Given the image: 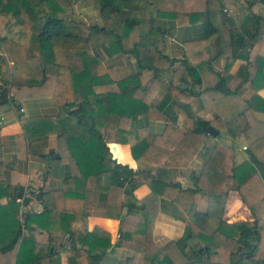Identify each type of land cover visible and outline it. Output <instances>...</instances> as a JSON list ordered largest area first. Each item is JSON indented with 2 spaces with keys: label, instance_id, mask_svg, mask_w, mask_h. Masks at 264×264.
Returning <instances> with one entry per match:
<instances>
[{
  "label": "trees",
  "instance_id": "16d2710c",
  "mask_svg": "<svg viewBox=\"0 0 264 264\" xmlns=\"http://www.w3.org/2000/svg\"><path fill=\"white\" fill-rule=\"evenodd\" d=\"M84 1L0 0V106L52 97L60 110L51 118H22L25 126L51 125L58 139L57 149L44 154L48 164L38 195L44 208L27 213L24 225L16 200L21 190L6 182L7 164L0 162V214L17 217L6 223L9 233L1 235L0 250L19 244L16 264H56L60 241L70 237L68 264H136L138 257L146 264H264V220L254 210L264 198V122L257 117L264 111V16L259 13L264 3L99 0L100 21L93 24L78 8ZM158 19L175 21L184 41L183 56L165 52L170 30L158 25ZM146 20L150 27L144 31ZM96 49L106 58L128 54L135 71L121 77ZM221 58L226 59L224 67L216 70ZM238 58L247 63L244 77L232 71ZM165 71L172 77L156 103ZM210 72L215 82L206 84ZM12 76L23 81H10ZM203 110L213 117L201 118ZM138 117L166 120L165 128L151 133L145 125H133ZM108 129L130 144L136 169L113 158L105 138ZM207 147L212 150L196 188L171 180V168L188 166ZM105 174L109 185L123 189L120 203L109 201L110 186L102 185ZM137 175L151 187L142 198L134 193ZM52 176L63 180L61 189L48 188ZM230 190L239 192L253 219L220 220L208 230L210 215L203 211L188 223L183 237L156 244L155 220L165 205L184 215L199 193L208 198ZM7 196L12 200L2 205ZM92 206L119 219L117 244L138 232L143 234V250L117 259L110 232L88 228ZM38 227L48 230L47 245L36 243ZM193 237L203 244L188 242Z\"/></svg>",
  "mask_w": 264,
  "mask_h": 264
},
{
  "label": "crops",
  "instance_id": "0c3cea01",
  "mask_svg": "<svg viewBox=\"0 0 264 264\" xmlns=\"http://www.w3.org/2000/svg\"><path fill=\"white\" fill-rule=\"evenodd\" d=\"M79 10L90 23H98L100 21L99 0H85L79 5ZM158 25L169 29L165 42V52L174 57H181L185 53L184 41L177 33L179 28L175 21L167 19H158ZM144 31L150 27L149 21L142 24ZM2 52L0 51V54ZM107 66H113L117 69L126 68L128 73L135 71V64L133 58L128 54H118L113 57L106 58L101 51L95 50ZM223 58L215 63V69L220 70ZM247 63L244 59L238 58L232 66V71L239 76H246ZM212 72L205 78L206 84H209L212 78ZM172 73L165 71L161 73V81L163 83L162 89L156 97V103L159 102L163 96L166 87L169 85ZM187 79L192 80V77L187 74ZM10 81L21 82L20 77H10ZM0 85H3L0 77ZM8 89V87H7ZM260 94L264 98V87L260 89ZM12 95V94H11ZM19 103L24 111H18L17 104L9 103L0 106V162L7 164L6 182L13 188L18 187L20 190L27 184L41 189L44 185L43 171L46 169L48 160L44 154L57 149L58 139L57 135L52 132V126L48 123L47 126H40V124L33 123L31 125H23L22 118L46 117L51 118L59 115V108L52 97H29L19 100ZM68 115V114H66ZM198 115L204 119H211L212 113H207L204 110L200 111ZM257 117L264 122V111L257 112ZM179 122H183L180 119ZM134 126L145 125L149 132L157 134L161 133L166 125V120L151 119L138 117L133 121ZM48 130V133H47ZM107 144L111 147L115 144L118 148L115 150L116 156L113 152V158L123 164H128L134 169L137 168V162L134 159L131 147L123 137L117 136L115 130L108 129L106 133ZM212 147L204 148L202 152L197 154L190 164L182 168H171L169 171L170 178L174 182H180L184 188H196L199 180V172L203 167L207 157L211 153ZM105 181L102 182L104 187L109 185L108 177L105 174ZM47 186L51 190L61 189L63 187V180L60 177L52 176L47 179ZM134 193L138 198H142L150 193L151 187L140 177L135 176ZM108 199L114 203H120L123 200V189L114 185H109ZM20 193V192H19ZM39 195V194H38ZM38 195L34 198L33 203L37 208V213H40L44 204L38 199ZM12 200L11 196H7L1 200V204L7 206ZM255 214L264 220V198L254 204ZM207 212L209 217L208 230H214L220 220L234 222L240 220H250L254 218L251 212L242 201L241 195L237 190H230L228 193L220 196L206 197L199 193L197 195V202L184 215L179 214L175 208L170 205H165L164 208L158 212L155 220V227L153 231L154 240L157 245H163L171 239H179L183 237L187 231L188 223L197 219L201 212ZM17 217L7 214H0V237L2 234L6 235L10 224L14 223ZM135 219L132 218V221ZM119 219L109 217L105 214V209L101 206H92L89 209L88 228L89 230L95 227L109 231L111 234L112 250L114 256L119 260H124L132 257L137 252L143 250V234L133 233L125 236L119 240ZM11 230V229H10ZM7 237V235H6ZM69 238L60 241L58 256L55 257L56 264H68V249ZM34 239L40 246L49 243V232L45 228H36ZM188 242L195 244L203 241L197 237L189 238ZM19 244L7 251L0 250V264H16L17 255L19 251ZM136 264H146L141 257H138ZM192 264H204L202 262H193Z\"/></svg>",
  "mask_w": 264,
  "mask_h": 264
},
{
  "label": "built area",
  "instance_id": "2783aa9c",
  "mask_svg": "<svg viewBox=\"0 0 264 264\" xmlns=\"http://www.w3.org/2000/svg\"><path fill=\"white\" fill-rule=\"evenodd\" d=\"M16 108L19 112L24 111V108L20 104L16 105ZM20 193L16 199L19 202L18 217L22 225H24L27 213L38 211L33 200L40 193V189L27 184L21 189Z\"/></svg>",
  "mask_w": 264,
  "mask_h": 264
},
{
  "label": "rangeland",
  "instance_id": "374dc122",
  "mask_svg": "<svg viewBox=\"0 0 264 264\" xmlns=\"http://www.w3.org/2000/svg\"><path fill=\"white\" fill-rule=\"evenodd\" d=\"M82 2V1H81ZM81 2L79 3L80 5H81ZM228 12L229 13H231L232 11H231V8H229L228 7ZM259 13H261L263 16H264V4H261V6H260V8H259ZM262 36L264 37V28H263V30H262ZM250 48V47H249ZM250 51V50H249ZM222 59V58H221ZM242 59V58H241ZM220 60V59H219ZM223 60H224V62H221V61H219V62H221V65H220V67L219 68H223L224 67V63H225V60L226 59H224L223 58ZM118 74L121 76V77H123V76H125L127 73H128V70L126 69V68H121V67H119L118 68ZM211 81H209V84H212L213 82H215V78H213V76H212V78L210 79Z\"/></svg>",
  "mask_w": 264,
  "mask_h": 264
},
{
  "label": "water",
  "instance_id": "95a60500",
  "mask_svg": "<svg viewBox=\"0 0 264 264\" xmlns=\"http://www.w3.org/2000/svg\"><path fill=\"white\" fill-rule=\"evenodd\" d=\"M262 1V3H264V0H261ZM249 50H250V48H247L246 49V54H247V56H248V54H249ZM81 120V114H78V121H80ZM208 131L211 133V134H213V135H217V130L213 127V126H209L208 127ZM117 149V146L115 145V144H113V145H111V150L114 152L115 150ZM21 193H19V195H20ZM203 248H200V250H202Z\"/></svg>",
  "mask_w": 264,
  "mask_h": 264
}]
</instances>
